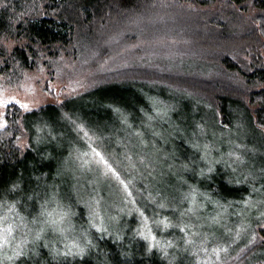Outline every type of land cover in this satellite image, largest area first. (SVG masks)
I'll use <instances>...</instances> for the list:
<instances>
[{
	"label": "rangeland",
	"instance_id": "1",
	"mask_svg": "<svg viewBox=\"0 0 264 264\" xmlns=\"http://www.w3.org/2000/svg\"><path fill=\"white\" fill-rule=\"evenodd\" d=\"M142 36L163 44L140 34L111 51L93 47L80 64L64 53L57 68L40 59L14 79L0 75V130L11 105L26 112L73 96L24 125L43 170L31 161L25 177L21 167L0 183V230L11 228L0 264H264V247L250 248L264 227L258 131L243 118L225 129L172 89L122 84L124 98L110 101L93 85Z\"/></svg>",
	"mask_w": 264,
	"mask_h": 264
},
{
	"label": "trees",
	"instance_id": "2",
	"mask_svg": "<svg viewBox=\"0 0 264 264\" xmlns=\"http://www.w3.org/2000/svg\"><path fill=\"white\" fill-rule=\"evenodd\" d=\"M140 34L161 35L163 44L152 45L150 37L142 36L144 46H134L128 62L100 70L106 77L93 85H101L103 97L123 99L120 89L131 84L172 89L181 103L196 101L207 108L225 129L243 118L264 143V0H0V75L8 80L14 72L33 69L40 59L57 68L64 53L80 64L93 47L99 53L111 51L125 40L137 41ZM72 98L26 112L14 105L6 110L0 183L21 167L25 177L31 161L32 170H43L28 148L31 131L24 125L30 112L59 111ZM104 108L99 109L103 118ZM21 132L24 147L18 144ZM258 233L261 240L251 250L264 247V227Z\"/></svg>",
	"mask_w": 264,
	"mask_h": 264
},
{
	"label": "snow or ice",
	"instance_id": "3",
	"mask_svg": "<svg viewBox=\"0 0 264 264\" xmlns=\"http://www.w3.org/2000/svg\"><path fill=\"white\" fill-rule=\"evenodd\" d=\"M53 223H56V221H53ZM5 233H11V228H4L3 230H0V240H3L4 243L7 242V236ZM0 247H3V244H0Z\"/></svg>",
	"mask_w": 264,
	"mask_h": 264
}]
</instances>
